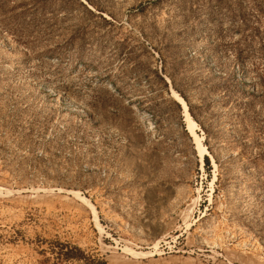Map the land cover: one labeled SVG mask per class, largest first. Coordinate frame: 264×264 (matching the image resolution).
Returning a JSON list of instances; mask_svg holds the SVG:
<instances>
[{"label":"rangeland","instance_id":"rangeland-1","mask_svg":"<svg viewBox=\"0 0 264 264\" xmlns=\"http://www.w3.org/2000/svg\"><path fill=\"white\" fill-rule=\"evenodd\" d=\"M263 78L264 0H0V264H264Z\"/></svg>","mask_w":264,"mask_h":264},{"label":"trees","instance_id":"trees-1","mask_svg":"<svg viewBox=\"0 0 264 264\" xmlns=\"http://www.w3.org/2000/svg\"><path fill=\"white\" fill-rule=\"evenodd\" d=\"M236 61L239 60V57H235ZM160 65H161V75H157L158 79L164 84V87L168 89V84L166 83L164 75L166 73V58H160ZM229 67V66H228ZM224 81L220 85L221 93H222V100L225 104L231 103L234 104V106L238 105V102L240 105L248 104V102L252 101L253 99L256 100V97L251 94L242 91L239 86H242V84L239 82V78L235 77V72L231 70L225 76L222 78ZM233 81L235 83V88L232 90V88H228L229 82ZM262 82L264 84V78L262 79ZM171 87L172 89L185 101L188 107V112L192 119L199 123L197 120L196 115L194 114L193 106L190 104L184 90L180 89L176 86L173 78H171ZM246 100L245 104L244 101ZM243 103V104H242ZM177 107H179V104H176ZM205 138L208 140V133L205 131ZM263 154H258L252 159H249L250 162H255L259 160H263ZM204 166L207 170H209V160L207 157H204ZM46 253V251H43ZM51 257L54 260L53 264H106V262L99 257H93L89 256L83 251L81 248L77 246H72L68 243H62L59 241H53L51 242L48 251H47Z\"/></svg>","mask_w":264,"mask_h":264},{"label":"bare ground","instance_id":"bare-ground-1","mask_svg":"<svg viewBox=\"0 0 264 264\" xmlns=\"http://www.w3.org/2000/svg\"><path fill=\"white\" fill-rule=\"evenodd\" d=\"M173 98L176 100V101H178L180 104H181V106H182V108H183V110H184V116H185V122H186V124H187V127H188V129H189V133L191 132V134H193L194 132H193V127H194V122L191 120V118H190V116H189V114H188V112H187V107H186V105H185V103L182 101H179V98L177 97V96H173ZM187 129V130H188ZM193 132V133H192ZM192 136V135H191ZM196 138V137H195ZM194 138V139H195ZM194 141V140H193ZM196 141V140H195ZM194 141V142H195ZM196 147L197 148H203L202 146H201V143L200 142H198V141H196ZM201 150V149H200Z\"/></svg>","mask_w":264,"mask_h":264}]
</instances>
